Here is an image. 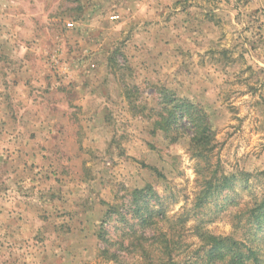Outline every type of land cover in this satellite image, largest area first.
<instances>
[{
    "label": "rangeland",
    "instance_id": "obj_1",
    "mask_svg": "<svg viewBox=\"0 0 264 264\" xmlns=\"http://www.w3.org/2000/svg\"><path fill=\"white\" fill-rule=\"evenodd\" d=\"M168 93L207 160L156 127ZM263 198L264 0H0V264H264Z\"/></svg>",
    "mask_w": 264,
    "mask_h": 264
},
{
    "label": "trees",
    "instance_id": "obj_2",
    "mask_svg": "<svg viewBox=\"0 0 264 264\" xmlns=\"http://www.w3.org/2000/svg\"><path fill=\"white\" fill-rule=\"evenodd\" d=\"M160 119L155 123L156 127L166 132L171 140H177L181 136H189L190 150L193 156L207 160L215 149V130L210 115L192 101L175 94H165V101L160 103ZM206 170V169H205ZM214 176L203 180V194H210L213 188ZM137 193V192H136ZM165 212L162 213V216ZM140 229H146L152 225L156 216L154 210H150L147 204L137 207ZM160 216V215H159ZM157 216V217H159ZM248 223H260L264 218V198L251 209ZM236 241L232 237L215 238L210 242L207 258L212 261L226 260L230 256L231 264L241 262L246 257V252L233 253ZM249 255H253L251 252ZM255 260H258L255 257Z\"/></svg>",
    "mask_w": 264,
    "mask_h": 264
}]
</instances>
